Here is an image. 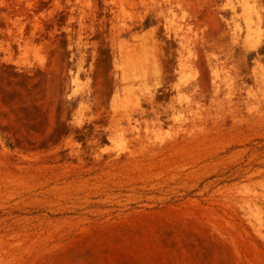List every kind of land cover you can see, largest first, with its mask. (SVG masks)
Listing matches in <instances>:
<instances>
[{
	"label": "rangeland",
	"instance_id": "374dc122",
	"mask_svg": "<svg viewBox=\"0 0 264 264\" xmlns=\"http://www.w3.org/2000/svg\"><path fill=\"white\" fill-rule=\"evenodd\" d=\"M0 264H264V0H0Z\"/></svg>",
	"mask_w": 264,
	"mask_h": 264
}]
</instances>
